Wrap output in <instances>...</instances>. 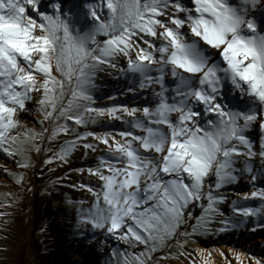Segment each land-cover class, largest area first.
I'll return each instance as SVG.
<instances>
[{"label": "snow or ice", "instance_id": "6c2138e0", "mask_svg": "<svg viewBox=\"0 0 264 264\" xmlns=\"http://www.w3.org/2000/svg\"><path fill=\"white\" fill-rule=\"evenodd\" d=\"M84 7L91 24L78 27L80 18L59 3L49 14L40 0H0V149L18 154L23 136L39 152L35 141L45 132L49 139L67 135V121L86 126L105 115L121 120L119 112L131 117L126 123L139 134L76 133L56 156L67 162L89 136L106 145L111 155L88 169L102 184L87 188L95 202L80 222L154 252L177 235L184 209L204 197L207 177L215 176L217 189L237 179L233 157L242 153L236 142L249 157L257 155L245 132L264 113V0H98ZM119 56L127 57L126 71L139 76L141 88L158 86L155 107L93 106L96 73L116 67ZM32 93H40L37 111L51 128L37 132L20 124ZM233 99L251 106L234 108ZM259 127L264 130V119ZM83 147L95 151L93 144ZM259 155L264 158V140ZM250 196L260 207L235 208L239 215L264 212V190ZM207 201L205 211H215L211 191ZM203 219L190 225L192 234Z\"/></svg>", "mask_w": 264, "mask_h": 264}, {"label": "rangeland", "instance_id": "374dc122", "mask_svg": "<svg viewBox=\"0 0 264 264\" xmlns=\"http://www.w3.org/2000/svg\"><path fill=\"white\" fill-rule=\"evenodd\" d=\"M95 2L98 0H40V8L51 14L52 5L59 3L65 12L80 18L78 27H85L91 24V19L84 17L83 13L87 10L84 5ZM182 2L187 5L190 0ZM137 43L147 47L143 41L138 40ZM135 55L133 51L132 56ZM115 63L116 67L105 65L106 70L96 73V86L92 89L96 103L93 106L135 107L141 110L143 107H155L154 89L158 90V86L141 88L139 76L126 71L127 57L119 56ZM166 82L172 86L171 77ZM32 97L27 104L28 110L18 114L20 124L37 132L42 128H51L49 121L37 111L40 93H32ZM231 106L246 110L251 105L247 100L233 99ZM118 114L124 118L118 120L107 115L100 116L95 122L89 120L86 126L67 121L70 126L67 135L60 134L49 139V132H45L43 139L35 141L41 149L39 152L32 141L25 142L23 136L16 146L21 150L18 154L9 155L0 149V264H33V257L35 264H137L136 257L145 260V264H211L213 247H217L222 254L218 264H254L255 260L264 264V212L245 217L234 211L235 208H259L261 205V201L252 199L250 194L264 190V158L259 155L264 140L259 120L264 119V113L245 132L246 138L247 135L251 137L252 151L257 155L234 156L233 175L237 179L224 183L219 189L215 186V176L207 177L204 197L184 209V222L177 235L154 252H148L145 245L135 241L131 244L121 241L112 243L111 234L80 222L82 214H86L95 202V197L87 188L97 191L102 184L98 177L89 175L88 169H95L101 158L111 155L106 145L89 136L78 141L67 162L56 156L66 141L76 139V133L93 132L101 136L108 133L117 139H120V131L131 130L139 134L126 123L131 117L124 116L122 112ZM137 116H142V111ZM85 143L93 144L95 151L85 149ZM236 143L241 153L247 151L244 145ZM49 160L52 162L47 163ZM21 163H27L28 167H22ZM116 166L122 167L119 164ZM80 185L86 187L81 188ZM209 191L215 200V211L206 212ZM238 191L247 193L249 199L237 202ZM201 217L204 218L201 220L203 227L192 234L190 225H195ZM185 232L191 234L187 239L183 235ZM257 238L261 241L260 248L253 244ZM248 240L251 243L246 247ZM239 254L244 256L241 262L237 259ZM149 256L150 259L147 258Z\"/></svg>", "mask_w": 264, "mask_h": 264}, {"label": "bare ground", "instance_id": "6f19581e", "mask_svg": "<svg viewBox=\"0 0 264 264\" xmlns=\"http://www.w3.org/2000/svg\"><path fill=\"white\" fill-rule=\"evenodd\" d=\"M257 19L258 20L260 19L259 14H257ZM247 139L249 140L251 146H253V141H252V139H251V137L249 135H247ZM246 153H247V151L242 152V155L243 154L245 155ZM236 195H237L236 201L240 202V199H243L248 194L247 193H242L241 191H238L236 193ZM105 237H106V235H105ZM105 239H107V238H105ZM116 239H117V237H113L112 236V238L110 239V242H112V243H120V241L122 243L124 242V241L119 240V239H117V241H116ZM250 243H251V241L248 240V242L246 243V247L250 246ZM260 243H261V241L259 240V238H257V240L253 244H256V246L260 248L261 247ZM211 250L213 252L212 256L214 255V258H212L211 264H218L219 263V259L218 258L221 257L222 254H221L220 250L217 247H213ZM238 260H239V262H241L242 260H244V256L242 254H239V259ZM33 262H34L33 264H35V258L34 257H33Z\"/></svg>", "mask_w": 264, "mask_h": 264}]
</instances>
